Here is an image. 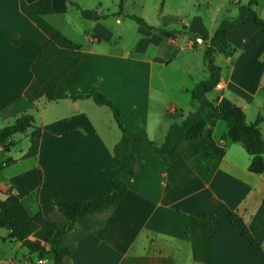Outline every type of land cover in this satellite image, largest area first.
<instances>
[{"label":"crops","instance_id":"1","mask_svg":"<svg viewBox=\"0 0 264 264\" xmlns=\"http://www.w3.org/2000/svg\"><path fill=\"white\" fill-rule=\"evenodd\" d=\"M51 1L52 11L42 16L78 44L80 59L58 82L53 100L30 102L24 96L30 65L47 37L22 12L20 0H0V128L34 110L41 130L34 155L11 156L14 162L0 169V188L10 187L30 214L44 216H54L66 200L110 189L112 147L121 130L117 122L119 133L104 122L108 113L100 107L106 105L73 95L96 89L118 109L126 132L143 127L161 142L169 125L195 107L190 89L208 74L203 49L227 9L225 1L208 11L200 8L202 0L194 8L185 7L187 0H161L149 20L131 11L127 0L118 14V0H75L105 14L87 19L69 0ZM137 4L147 9L144 0ZM129 13L171 35L142 26ZM227 40L229 46L215 55L222 87L209 98L226 97L247 122L262 115L264 136V33L245 17ZM207 112L202 134L181 142L174 157L163 159L143 142L131 143L137 170L122 174L127 190L106 222L95 226L90 218L63 234L70 264H264V171L248 170L250 155L223 138L225 122ZM106 129L109 138L101 133ZM10 148L0 147V159L10 156ZM8 234L0 227V264L51 261L38 262Z\"/></svg>","mask_w":264,"mask_h":264},{"label":"trees","instance_id":"2","mask_svg":"<svg viewBox=\"0 0 264 264\" xmlns=\"http://www.w3.org/2000/svg\"><path fill=\"white\" fill-rule=\"evenodd\" d=\"M68 2L76 6L84 18L99 19L105 15L95 8H83L75 0ZM123 2L124 0H118V9L114 14L122 12ZM255 3L256 0H248L246 3L238 4L236 17L230 18L226 15L221 17L203 49V61L208 74L190 89V98L195 102V107L179 121L169 125L161 142L152 140L143 127L126 132L119 120L118 109L108 97L96 89L91 88L86 93L73 95V97H89L97 105L108 106L121 130L119 139L112 147L110 189L105 194L66 200L59 205L54 216H44L40 211L30 214L10 187L0 188V227L9 230L8 236L19 241L38 258H50L52 264H70L69 248L62 243L63 234L76 222L87 221L90 218H94L91 223L95 226H102L106 222L127 190L122 174L133 175L137 170V159L130 148L131 143L141 141L156 156L163 159L174 157L181 142L195 139L202 134L207 111L212 117L225 122L226 130L222 134L223 138L239 142L250 155L248 170L254 173L263 172L264 136L258 125L262 115L258 114L253 122H247L242 109L226 97H221L220 100L208 97V93L219 82L221 67L215 62V55L229 46L227 33L245 17H250L264 33V20L254 8ZM20 8L47 37L30 65L32 80L24 90V96L30 102L40 97L53 100L58 82L79 63V46L43 18V14L52 11L51 0L31 2L20 0ZM127 16L144 27L164 35H171L170 30L151 25L137 14L129 13ZM28 128L31 129L28 135L29 145L24 155H34L37 152L41 130L35 124L30 112L21 113L10 124L0 128V147L8 150L13 144L9 138L15 133L25 132ZM13 162L14 158L11 156L0 159V169ZM234 218V213H229V220L233 221Z\"/></svg>","mask_w":264,"mask_h":264},{"label":"rangeland","instance_id":"3","mask_svg":"<svg viewBox=\"0 0 264 264\" xmlns=\"http://www.w3.org/2000/svg\"><path fill=\"white\" fill-rule=\"evenodd\" d=\"M103 1L105 3H107V0H103ZM144 1H145L147 9H141V7L138 6V4H137L138 0H127L128 8L135 13L138 12V14L141 12H144L146 14L145 16H147V18L150 20L153 18L152 14H154V11H156L160 7L161 0H144ZM172 1L177 2V0H172ZM197 1L201 2V0H187L185 7L194 8V6H195L194 4L197 3ZM206 1H207V3H205ZM222 1H225L224 8L227 7V9H223L220 15H226V16H229L230 18L236 17V15L238 13V9H237L236 4L230 2L231 0H202V5L200 6V8L210 11V10H213L214 5L220 4ZM247 1L248 0H241L240 2L246 3ZM71 8H72V6H71ZM254 8L257 10L260 17L264 20V0H257L256 5H254ZM143 10H145V11H143ZM127 21H129V20H127ZM215 62L220 63V59H218L217 56H216ZM215 92H216L215 89L210 91L208 93V97H212L215 94ZM100 109H102L103 111H107L106 113H108L107 115H105V114L103 115L104 122H105V120H106V122H111L112 128H114V130L119 133V128H117V126H115L116 121L113 117L112 111L109 108H107L106 106H101ZM32 115H33L34 119L37 121L38 118H37V115L35 114L34 110L32 112ZM27 133H25V132L15 133L12 137L14 144L10 148V151L8 153H5V154L16 158V157H19L22 152L26 151L27 144H28ZM101 133L105 138H109V135H111L109 133L108 129H106L105 131H103ZM29 261L31 262V258L26 259L27 264ZM46 264H51V261L49 259H46Z\"/></svg>","mask_w":264,"mask_h":264},{"label":"built area","instance_id":"4","mask_svg":"<svg viewBox=\"0 0 264 264\" xmlns=\"http://www.w3.org/2000/svg\"><path fill=\"white\" fill-rule=\"evenodd\" d=\"M194 40H195L196 42H202V38H201V37H195ZM216 87L221 88V87H222L221 83L218 82V83L216 84ZM37 261H38V262H41L42 259H41V258H37ZM28 263H30V261H29Z\"/></svg>","mask_w":264,"mask_h":264}]
</instances>
